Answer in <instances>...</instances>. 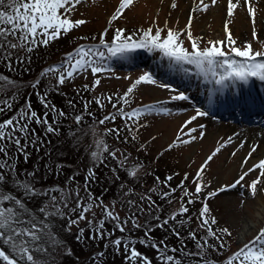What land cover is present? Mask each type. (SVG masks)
I'll use <instances>...</instances> for the list:
<instances>
[{
	"label": "snow or ice",
	"instance_id": "1",
	"mask_svg": "<svg viewBox=\"0 0 264 264\" xmlns=\"http://www.w3.org/2000/svg\"><path fill=\"white\" fill-rule=\"evenodd\" d=\"M85 0H0V61H3L7 67H12V59L22 62L24 57L19 52L24 51L32 53L37 48L47 47L51 42L58 40L73 30L79 29L88 23L86 19H73L72 15L78 10L77 6L84 3ZM92 4L96 0H91ZM261 0H227V16L231 18L238 7H246L249 17L253 23V39H258V33L255 29L256 16L258 12L257 5ZM135 4V0H119L114 11L107 19V27L97 36H92L93 41L98 43L78 44L72 51L65 53L64 58L56 64L42 69L38 79L31 83L30 87L35 91L41 84V79L49 81V88L59 92L60 88L68 83H73L78 77L91 74L93 77L91 84L85 83L82 86L83 91L93 92L101 85L102 75L111 72V62L113 60H128L131 54L138 49H144L149 53L158 52L163 58L169 61L168 67L173 73L182 74L185 78L196 76L201 78V82L209 85L207 89L209 102L217 94L223 95L228 89H235L237 85L247 86L250 81L264 82V42H261V50L253 49L249 42L242 46H237V41L233 38L229 29V21L224 23V40H208L206 46H201L203 37H194L191 31L194 13L206 12L210 6H215L217 0H193V7L188 17V23L183 29L169 28L167 21L163 27H152L147 29H137L128 34L124 28H115L109 39L107 35L113 22L123 18L125 10L130 9ZM176 8L175 0L170 5ZM155 24V21H153ZM186 37L190 43L189 48L185 47ZM81 40H87L88 37L82 36ZM190 66V67H189ZM14 70V69H13ZM55 84H52V79ZM119 79V77H116ZM124 79H130L124 77ZM142 84L157 85L162 89H167L173 93L168 101H157L152 104H145L126 110V106L131 105V97L138 86ZM21 85L18 81L7 75L0 74V115L11 111L15 97L20 93ZM12 95L9 96L8 93ZM37 99L45 111L43 115L38 114L33 109L31 103L25 100L24 105L17 109L9 118L0 121V264H44V259L48 253L49 246H55L60 242L57 240L53 231V220L56 218L67 219V229L70 231L73 226H78L80 221H87L89 226V239H102L110 237L112 232L105 230V225L109 221L112 226L120 233L127 231V224L132 223L134 229L144 228L139 222L136 212H144L145 207L133 199L126 201L131 211L125 219H121L119 211L116 208L115 201L105 204L100 197H95L89 189V184L96 178L95 166L97 163H104L105 159L111 157L116 160L119 169L126 170L130 177H136L139 163L135 166H128L130 154L122 152L120 148H110L105 137L114 135L119 141L121 134L125 131L127 135L123 138V143H128L129 136L132 140L137 139L140 129L148 127L146 123H140V120L149 114L171 115V110L165 105L172 101H189L190 97L182 91H178L166 83H158L153 75L144 72L135 80L131 81L122 95L101 94L94 96L92 100L84 104V111L91 116L88 111L89 104L95 103L101 110L106 105L111 104L114 110L108 112L103 118L95 123L106 125V123H115L117 118L124 121L123 128L111 127L105 128L103 134L94 140L90 152L93 166L86 170L84 180L85 196H81L79 190L75 192V207L71 212L78 213L75 219L68 216L65 209H69L70 195L69 191L60 186L38 187L34 182V172H18V164L10 158L9 148L14 146L15 152L28 158L29 153L27 145L35 144L36 133L32 128V123L43 127L46 133H55L59 131L56 117H64L66 113L58 109L54 103H49V92L36 91ZM79 94V93H77ZM115 97V99H114ZM73 105V101H68ZM74 106V105H73ZM53 116L52 121L48 119ZM208 113L200 107L195 108V115L185 120L172 140L167 145L165 151H171L181 145L191 144L193 141L202 139L205 136V125L198 127H189L198 117L206 116ZM84 117L75 115L74 120L80 125ZM131 122V123H129ZM187 129V131H185ZM199 129V137L194 135ZM156 139L155 136L152 137ZM22 140L24 143H22ZM233 142L229 136L223 142L218 141L216 147L210 155L204 160L192 177L194 191H190L186 186L189 174L185 173L176 188H172L170 182L173 175L166 176L163 181L159 177L155 178L157 185H163L168 191L160 190L161 199L167 200L169 204L173 201L169 199L177 189L183 190V195L179 198L181 203L178 209L172 212L171 216L165 218L163 223H157V227H165L170 221L177 224L185 223L189 213L188 205L199 201L201 208L197 214V227L202 230L198 236L195 230H190L188 236L195 241V251L186 250L184 245L179 249L169 248L161 240L151 242V226L145 230L144 239L139 243L145 247H151L157 252L159 264H183L178 255L171 253L183 252L185 257H192V264H264V227H260L256 234L246 242L240 244L235 251L231 250L230 238L233 232L229 227L220 226L218 219L211 214L208 200L216 197L219 193L235 189L237 186L246 187L250 196L255 198L259 193L264 192V158H260L247 167L245 171L239 174L238 178L231 184L222 185L219 188L205 191L210 187L209 183L204 182V173L209 162L228 144ZM244 141H241L239 147H244ZM144 145H141L143 149ZM258 150V144L250 147L249 152L244 157L241 164L243 169L249 162L252 154ZM233 156L236 152L232 153ZM259 170L255 179L246 185L245 181L249 174ZM115 171V169H114ZM74 179V177H69ZM14 186V187H13ZM133 189L129 188L124 193L127 196ZM157 189H149V192H156ZM58 193V195H57ZM47 198L46 200L43 198ZM194 197V199H193ZM40 198V203L36 207L29 205ZM185 198L187 200L185 201ZM140 201L146 203L147 210H160V206L152 199L151 195H142ZM245 201H241L243 205ZM94 208L101 210L99 218L96 217ZM92 213L89 219L87 214ZM177 217L182 219L177 220ZM159 220V217H155ZM94 229V234L92 230ZM85 229L78 228L76 239L82 240ZM173 234L180 238V232L173 229ZM229 238V239H226ZM202 241V242H201ZM110 245L119 250L123 246V258L125 264H152V260L137 250L135 241L130 237H117L109 241ZM211 252L222 257V259L209 258ZM227 252V255L224 253ZM105 255L103 251L95 256V260H100Z\"/></svg>",
	"mask_w": 264,
	"mask_h": 264
},
{
	"label": "trees",
	"instance_id": "2",
	"mask_svg": "<svg viewBox=\"0 0 264 264\" xmlns=\"http://www.w3.org/2000/svg\"><path fill=\"white\" fill-rule=\"evenodd\" d=\"M140 6H143L142 4ZM141 9V7H140ZM147 14V13H146ZM73 18V17H72ZM139 19H136L130 23L127 22V28H124L128 34L135 32L137 29L153 28L155 31L156 27H163L165 21H159L152 16H143L140 13ZM88 21V25H83L82 28L73 30L65 36H61L60 39L51 42L47 47H39L32 53L24 51L19 52L21 57H24L22 62L16 60L14 56L12 59V67L9 68L3 61H0V74L7 75L10 78L18 81L21 85L20 93L15 97L13 108L0 115V121L9 118L14 112L21 108L25 100L29 101L34 110L38 114L43 115L45 109L41 106L36 91H47L49 92V103H54L58 109H61L66 113L64 117H56L59 131L55 133H46L43 127L32 123V128L35 129L36 143L27 145V152L29 156L27 159L19 153L15 152L14 146L9 148V156L18 164V172H34L33 182L38 187H50L60 186L65 190L69 191V209H65L72 219H75L78 213L71 212L70 209L75 207L76 195L75 192L78 189L81 196H85L84 191V180L86 170L93 166V161L90 157V152L94 150L93 142L101 134H103L105 128L120 127L123 128L124 121L117 118L115 123L108 122L106 125H98L95 123L98 119L103 118L108 112L114 111L111 108V104L105 101V109L101 110L94 102L89 104L88 111L92 113L91 116L88 112L84 111V104L92 100L94 96L101 94H114L111 87H118L115 84L108 85L107 83L97 88L93 92H85L82 86L85 83L91 84L93 78H82L74 83H68L61 87L59 92H56L49 88V81L41 79V84L37 90H33L30 85L36 79L40 78L39 73L45 67L56 64L64 58L65 53L72 51L78 44H91L98 43V40L93 41L92 36L99 35V30L107 27L100 26V24H92ZM118 21V20H117ZM155 21V24L153 23ZM169 28H180L176 25L168 22ZM121 28L119 22H113L109 28L107 39L110 40L115 28ZM86 36L87 40H81L80 37ZM181 39L187 41L186 37L182 36ZM187 45V44H186ZM187 47V46H185ZM191 47V46H190ZM190 50V49H189ZM14 69V70H13ZM52 84H55V79H52ZM79 93V94H77ZM12 95L11 92L8 93ZM115 99V97H114ZM72 100L73 105H69L68 101ZM133 103V102H132ZM131 103L130 106H126V110L134 108L137 103ZM75 115H82L84 117L80 125L75 123ZM51 122L53 116H48ZM131 123V122H129ZM127 132L121 134V138L117 141L114 135L105 137L106 142L110 148H120L122 152L130 154V160L128 166H135L137 163L141 165L138 169L136 177H130L126 174V170L119 169L116 160L108 157L104 163H97L95 166L96 178L89 184V189L95 197H100L102 200L107 198V195H113L116 198L118 206L122 209L123 215H120L121 219H125L131 211L126 201L133 199L137 204H141L145 207V212L142 216L136 212L139 222L145 225L144 228L134 229L132 223L127 224V231L120 233L115 230L112 226V222H108L105 225V230L112 232L110 237L102 239H89L90 231L87 221H84L78 226H73L69 231L66 227L67 219L56 218L53 220V231L56 234L57 240L60 242L55 246H49L48 253L44 259V264H101L100 260H95L97 253L103 251L105 255L102 258V264H125L123 258V246L119 250L114 249L109 241L116 239L117 237H130L135 241V247L137 250L148 256L152 260V264H159L157 259L156 250L151 247H145L139 243L140 239H144V233L148 226H151V242H159L163 240L169 248L179 249L181 245H184L186 250L195 251V241L191 240L188 236L190 230H195L199 235L203 234L202 230L197 227L198 221L196 219L198 210L201 208V203L197 201L192 205H188L189 213L185 219V223L177 224L174 221L165 227H157V223H163L165 218L171 216L172 212L178 209L181 203L180 197L183 195L182 189H177L176 192L169 197L173 202L169 204L167 200L161 199L159 192L160 190L168 191L163 185H157L155 178L159 177L161 181L166 176L173 175V179L170 182L172 188H176L180 180L183 178L185 173L189 174V179L186 181V186L190 191H194V184L192 183V177L195 175V171L186 166L185 162L182 161V157H173L170 155H163L161 153H155L154 149L147 146L146 142L137 136V139L132 140L129 136L128 143H123L124 136ZM22 143L24 141L22 140ZM141 145H144L141 149ZM110 160V162H109ZM115 169V171H114ZM74 177V179H69ZM204 182L208 183L204 177ZM14 187V186H13ZM131 188L133 191L127 196L124 195L128 189ZM157 189L156 192H149V189ZM151 195L152 199L160 206V210H147L146 203L140 201L142 195ZM58 195V193H57ZM43 199H47L46 197ZM194 199V197H193ZM187 198H185V201ZM209 201V200H208ZM40 203V198L34 200L29 207H36ZM212 213V212H211ZM159 217V220L155 219ZM182 219L177 217V220ZM78 228H84L85 231L82 240L76 239ZM173 229L180 232V238L173 234ZM94 234V229L92 230ZM229 239V238H226ZM233 237L230 238L231 250L233 248ZM202 242V241H201ZM172 255H178L183 261V264H192V257H185L183 252L171 253ZM228 253L225 252L224 255ZM209 258L222 259L217 256L216 253L211 252Z\"/></svg>",
	"mask_w": 264,
	"mask_h": 264
},
{
	"label": "rangeland",
	"instance_id": "3",
	"mask_svg": "<svg viewBox=\"0 0 264 264\" xmlns=\"http://www.w3.org/2000/svg\"><path fill=\"white\" fill-rule=\"evenodd\" d=\"M138 1L139 0H135V3L137 4ZM145 1L148 5L142 4L143 6H133L125 10L124 16L119 22L120 26H127V22L129 21L132 23L136 17L138 20L142 12L144 17L152 16L153 18L155 17L162 21L166 20L171 22V24L185 27L193 7V0H175L177 7L174 9L170 7L173 0ZM206 2L210 3V0H206ZM262 3H264V0H261L257 5L258 12L255 29L258 33V39H253L252 37L253 23L247 13L246 7H238L234 15L229 18L226 12L227 0H217V4L215 6H210L206 12H196L193 14L194 19L191 27L193 36L203 37L202 47L206 44L204 42L211 39L224 40V23L228 20L229 29L233 38L237 41V46H242L247 41L252 44L254 50L259 51L261 50V42H264V32L262 31L264 27V4L262 5ZM83 4L85 3L77 6L78 10L72 15L73 19H80V17H83V14L86 12L84 11L85 5L83 6ZM96 4L94 8L86 9L88 13L84 16L90 18L89 22L91 25L100 24V26H103L107 19V15L114 6L118 5V1L99 0V3ZM134 54L136 53L133 52L128 60H114V63L111 64V72L102 75V82L99 87H103L106 83H109V85L115 84L118 87H111L113 93L122 95L131 81L138 78L144 72H149L158 83L169 84L190 97L189 101H172L166 104L165 106L171 110V115L149 114L140 120V122L148 125V127L140 129L138 133L140 139L144 140L150 148L154 149L153 151H155V153H164L163 151H165L167 145L175 138L180 125L183 124L185 120L189 119V117L195 115V108L199 107L198 103H196V99L202 95L199 89L200 85L197 86V90L189 88L187 78L182 74L173 73L169 67L165 69L162 66L164 61L157 57L151 59L150 63H147V61L140 62L135 69L134 66L136 62L133 59ZM89 76H91V74H87V77ZM82 77L83 76L78 77L77 79ZM116 77H119V79ZM124 77H129L130 79H124ZM169 79H172V81H169ZM208 87L209 85L205 87V92L203 94L205 99H208ZM172 94L173 93H170L167 89H162L157 85L142 84L135 90L131 97V103L134 100H136L134 101L136 103L145 102V104L155 103L157 101H168ZM206 112L208 113V111ZM200 124L205 125V136L202 139L198 138L191 144L181 145L176 148L179 150L177 155L182 157L183 162H188L190 167L198 166L200 161L203 163L207 156L219 146L218 141L223 142L227 140L229 136L233 138V142L221 149L213 160L209 162L204 173L210 180V187L206 191H211L222 185L233 183L242 171H245L247 167H251L252 164L257 162L260 158H264V143H261L259 146L258 140L249 144L248 147L245 143L244 147H239L241 141L245 142L244 136H237V134L231 133L232 129L228 126H234L232 124L235 123L224 122L218 117L208 113L206 116L198 117L189 127H198ZM185 131H187V129H185ZM194 135L199 137V129ZM150 136H155L156 139L153 140ZM254 144H258V150L252 154L248 164L242 169L241 164L243 159L249 152L250 147ZM233 152H236L235 156L232 155ZM258 172L259 170L249 174L242 183L246 185L251 180L255 179ZM242 200L245 201L243 205L241 204ZM104 203L110 204L109 201ZM210 204L215 208L219 225L229 227L233 232L234 239L232 244L235 250L240 244L251 239L260 227L264 226V192L259 193L253 198L250 196L246 187L237 186L235 189L219 193L216 197L211 199ZM117 210L120 213V210ZM93 211L96 213V217L99 218L101 210L99 208H94ZM144 212H141L139 216H142ZM258 214L262 217L259 218ZM87 216L91 219L92 213H88ZM246 221L250 224L249 226H245ZM83 222L84 221H80L79 223Z\"/></svg>",
	"mask_w": 264,
	"mask_h": 264
},
{
	"label": "bare ground",
	"instance_id": "4",
	"mask_svg": "<svg viewBox=\"0 0 264 264\" xmlns=\"http://www.w3.org/2000/svg\"><path fill=\"white\" fill-rule=\"evenodd\" d=\"M263 4L264 3H262V5ZM262 31L264 32V27H263ZM249 84L255 86L257 89H259L260 87L262 90L264 89V82L250 81ZM249 84L247 86H250ZM207 105L208 104H205L204 106H207ZM244 121H248V120H244ZM262 122H264V118L259 119V122H257L256 124L238 123V124H234V126H231L228 124H223V125L230 126V128L232 129L231 133L237 134V136L243 135L244 140H245V145L248 147L249 144L254 143V141H256V140H258L259 146L261 145V143H264V123L259 126V124ZM262 125H263V127H262ZM259 214L261 215L260 212H259ZM258 215H257V217H258ZM260 215H259V218L262 217ZM249 225L250 224L247 223V221H246L245 226H249Z\"/></svg>",
	"mask_w": 264,
	"mask_h": 264
}]
</instances>
